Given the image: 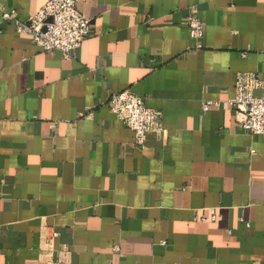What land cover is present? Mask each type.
<instances>
[{"label": "crops", "instance_id": "obj_1", "mask_svg": "<svg viewBox=\"0 0 264 264\" xmlns=\"http://www.w3.org/2000/svg\"><path fill=\"white\" fill-rule=\"evenodd\" d=\"M47 1L0 0V264H264V135L229 103L264 76V0H77L71 58L3 22ZM126 89L163 112L143 147L108 106Z\"/></svg>", "mask_w": 264, "mask_h": 264}, {"label": "built area", "instance_id": "obj_2", "mask_svg": "<svg viewBox=\"0 0 264 264\" xmlns=\"http://www.w3.org/2000/svg\"><path fill=\"white\" fill-rule=\"evenodd\" d=\"M2 19L4 23L13 21L18 33L30 34L43 51H60L66 58H71L73 52L91 33V21L80 12L77 0H48L36 14L24 21L18 19L16 10H7L3 12ZM188 26L192 41L190 50L203 49L204 21L192 13L188 16ZM235 88V96L229 103L234 106L240 125L249 134L264 135L263 74L239 72ZM218 104L207 100L203 102L202 107L207 111L211 106ZM108 106L111 112L134 132L135 143L140 147L146 145L149 136L160 135L165 131L163 112L150 107L145 98L130 89L112 93ZM219 218L215 210H212L209 218L201 217L204 221H216ZM41 264L63 262L46 260Z\"/></svg>", "mask_w": 264, "mask_h": 264}]
</instances>
